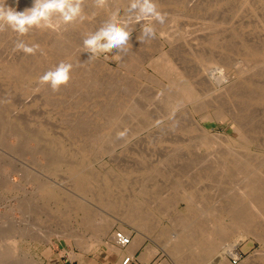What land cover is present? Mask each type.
Wrapping results in <instances>:
<instances>
[{
	"label": "rangeland",
	"instance_id": "1",
	"mask_svg": "<svg viewBox=\"0 0 264 264\" xmlns=\"http://www.w3.org/2000/svg\"><path fill=\"white\" fill-rule=\"evenodd\" d=\"M8 1H9V3H8ZM91 1H92V5H93L94 9L90 8V9L86 10L87 12L84 11V13L87 17V19H85L86 21L84 20V22H82V23L77 22V23L71 24V25H69L70 27L67 26L68 27L67 29L70 28L71 30L70 29L69 30L63 29L64 32L62 30L57 32V31H54L52 29H39L38 31L33 30L31 33H29V34H27L21 38H19L17 36V34L13 33L11 30L6 29V30H4L5 33L0 32V38H2V39H0V49H1L0 55L2 52L1 57L7 56V58L12 59V58H16L17 56H19V57L26 56L27 58L30 59V61H29L30 63L28 65V67H29V69L32 68L31 73L29 74V76L26 79V82L24 84L25 87L23 85V86H21V88H18L17 85L9 82L7 79L4 80V78L2 76H0V104H1L0 106H2V107H0V119H3V120H0V122H1L0 123V154H1L0 155V228L2 226L3 227L6 226L8 229L10 227H13V228H14V226L16 227L15 231L8 230V232H7L8 235H6L4 241L2 240V243L5 244L4 245L5 247H7V245H9L8 249H6L4 247V251L5 250H7V251L9 250L8 252L11 251L12 256L8 259V262L7 261L6 262L0 261L1 262L0 264H23V263L59 264L60 261H57L58 259H61L63 263L66 260L67 264H120V262L122 261V258L123 257H129V255L125 254V256L120 257V255H118V252H116V254H115V251L108 246V242H110L109 240L111 239L110 235L115 231H119V229H121L122 227L125 228L126 230L131 231L132 235H134V236H137L139 234L141 235V233L143 234V235H141L143 237L142 238L143 239L142 245H143V247H145L144 250L146 252L149 251L148 253H150V256H148V257H150V259H149L150 262L148 264H181L178 261L183 259V253L180 252V254H179L176 251L174 252V250L170 244V242L173 239L172 235L175 232H178V231L180 232L182 227L186 224L187 218H189V217L194 218L195 216H198V213H199L198 208L200 206L204 207V206H207V204H208V206L212 205L213 203L216 202V201L214 202L215 196L218 194V196H217V198H218L220 196L219 192L221 193V190L218 189L219 187L217 185L213 184V182H215L217 184V182L213 179V177L216 174L212 171L207 170V168H206V170L204 169L205 171H199L200 170L199 166L197 165L198 167L197 166L192 167L193 165H191V162H192V164L197 163V162H201V160H204L207 157V155L210 153L211 150L215 151L216 149H222V148H224V146L226 144H228V145L232 144L233 146L235 145L234 147H231V145H230V147L233 148V150H235L236 152L239 149L240 152H238L237 154L240 156L241 155L242 156H245V155L251 156L252 154L253 155L255 154L254 157H259V156L264 157V154H263V152H264V141H263L264 140V125H262V124H264V120H262L264 118V115H263V113H264V99H261V97H257V95L259 93L258 91H259L260 85L264 84V52L260 53L259 55H255L254 57H252V56L246 55V49H245V44H249V45L253 46V48L255 47L258 50L264 51V43L262 41V40H264V21H263L264 20V0H249V2H248V0H244L245 2L243 0L242 1L241 0H218V1L217 0H208V1L207 0H195V1L194 0H189V1L188 0H157V5H158L159 10L161 9L160 11L167 13L168 19L170 21L167 20L164 25L156 24L155 25L156 33H157L156 38L153 40H150L144 44H142L137 39V37L141 33V26H142L143 22L137 23L134 26L133 32H132V34L130 36V40H129V43L131 45V49L129 52H134V55H136V57L132 58L133 54L130 55L128 52L126 55H122V58H121L120 54L114 49L111 53H104V54H101L99 56L93 57L92 59H89L91 54L88 52H84L85 49L82 47V41L85 38V36L88 34V31L85 30L84 27H82V26H87V24L90 23L92 25H88V26H91L93 28L92 30L95 31L96 29H98L102 25V23L108 18V15L113 10L122 9V8L126 7L123 5V3H122V5L119 4V3H121V1L117 2L116 0H114V1L113 0H111V1L106 0V5L104 7H98L96 5V0H94V1L90 0V2ZM206 1H207V3H206ZM86 2H87V0H84V3H86ZM195 2H197V3H195ZM192 3H193V5H192ZM230 3H232V4H230ZM236 3H237V5H236ZM198 4H203V5L198 6ZM7 5L15 8L17 11L25 10L23 3L21 1L7 0ZM108 5H109V7H108ZM119 5H120V7H119ZM194 5H196L197 7ZM84 7H86V6H84ZM225 7H227V8L230 7V8L227 9ZM215 8H216V10H215ZM223 8H225V10ZM168 12H170V13H168ZM261 12H263V13H261ZM219 13H220V15H218ZM237 13H239V14L237 15ZM120 14L122 15L123 12L121 11ZM222 16H223V18H222ZM251 17H252V19H250ZM253 18L255 20H253ZM214 19H217V20H214ZM213 23H216V24H213ZM261 24L263 26H261ZM212 26H214L217 29H215ZM48 30L52 34H55V36H58L59 39H63V42L65 43V44H63L64 46L61 45L58 48L61 51H59L58 55L55 57H53V55H55V54L50 55V53L48 52L49 45H46V44L50 43V41H52V39H50V38H52V36H51L52 34L47 33ZM65 30H66V35L64 36ZM7 32H9V33H7ZM60 32L61 33L63 32L62 33L63 37L60 34H58ZM67 32H68V34H67ZM37 33H38V35H37ZM135 33H136V35H135ZM46 34H48V36H46ZM230 34H232V35H230ZM5 36H7V37H5ZM10 36H12V37H10ZM40 36H42L41 42H38L36 39H40ZM187 36L189 39L187 38ZM48 37H50V38H48ZM207 37H209V38H207ZM10 38H11V40H10ZM216 38H217V40H216ZM246 38H248V39H246ZM17 39H23L29 45H38L39 50L37 52H39V53L36 52L35 53L36 56H35V54L34 55H28V54L23 53L22 51L14 50V45H15V42ZM228 41L231 43L228 44L229 43ZM12 42H14V43H12ZM59 42L60 41H58V44H59ZM231 44H232V46H231ZM190 45L192 48L194 47L193 50H192V48H190ZM68 47H70V48H68ZM64 50H65V52H64ZM168 50L170 52H168ZM194 50H195V52H194ZM143 52L145 55L143 54ZM167 52L170 53L169 56H168ZM162 53H163V55H162ZM193 53H199V55H193ZM165 54H167V55H165ZM183 54L185 57L183 56ZM160 55L163 56L165 61H163V58L161 59V57L159 60L157 59V58H159ZM245 58H247V59H245ZM210 59H212V60H210ZM61 60L63 62L71 63L73 65L74 70H72V72H71V79H70L69 83L65 86L66 89L65 88L63 89L64 86L63 87L61 86L59 89L60 91L53 92L51 90V88L48 87V85L41 84L39 78L47 70L53 68L58 63L62 62ZM151 60H153V61H151ZM162 61L165 64L162 65ZM122 62H123V64H121ZM220 62H222V63H220ZM177 63H179V64H177ZM236 63H237V65H236ZM53 64H55V65H53ZM198 64H199V66H198ZM241 64H242V67L240 66ZM35 65H37V66H35ZM128 65H130V67ZM157 65H158V67H157ZM179 65L181 66L180 68H179ZM38 66H39V68H37ZM45 66L47 69H45ZM182 66H183V68L185 67V70L192 77V78L187 79V83L188 82L191 83L193 86V89L197 90V88H199V87L203 90L206 89V90H204L206 95H203L204 100L202 99V101H204V105L202 107L203 110L201 113L203 115H205V116L207 115V116L204 120L201 121V123L203 126L205 125V127H207L210 132H212V133H216V132L217 133H223L228 137L226 140H221L223 142H220L219 145L217 144L218 141H215L214 139H213V143H212V145H210V147H209V145H206V144L201 145L200 140L194 141L197 138H195L194 134H192V133H195V132H191V131L190 132L189 131H187V132L181 131L180 132V130L177 131V129L174 128L169 123L168 119L166 121V118H164L163 121H161L160 123L149 127V129L148 128L144 129L139 134L138 133L131 134L132 132H135L138 129L139 124L137 122L140 121V117L142 116L140 113H138L137 111H135L133 109L135 104L144 105L146 102H148V103H151L150 108L152 111H154V109H155L153 107H156L157 109H159L160 112L161 111L168 112V110L172 109L175 105L176 106L180 105V106H178V110H177V111H179L180 109H183L182 107L185 106L186 108L184 110L187 109L186 111L189 110V111H191V113H194L197 117H199L198 113L193 112V109H192L193 107H192V104H190V102H183L181 104L179 101L177 102L176 97L174 98L172 96V94L168 93L169 91L167 88V84L170 81L169 80L170 77H172L173 74L176 73V72L172 71L171 68L174 69V67H176L177 69H174V70L180 71V69L182 70ZM216 66L227 69L228 73L231 74L232 76H234V79L236 80V83H237V89L235 90V92L231 91V93H229V94L222 93V95H221V94H217V91L215 90L216 92L213 91L215 93H211L213 95V97L211 94L207 93L213 85V83H211L210 80H207V78H211V76H212L211 74L214 73V71L218 68ZM244 66L247 67V71H245V72H244ZM42 67H44L45 70ZM159 67L161 69H158V71H157V68H159ZM168 67H170V71H169V69H166ZM211 67H212V70L214 68H215V70L211 71V69H210ZM199 68H201V69H199ZM115 69H116V71H115ZM160 70H161V72L164 71V73H161ZM240 70H242L243 72ZM209 71H211V72H209ZM157 72H158V74H157ZM172 72H174V73L172 74ZM166 73H168V74H166ZM78 74H80V75H78ZM151 74H154V75H151ZM167 75H169V76H167ZM201 76H204V78ZM166 77L168 80L166 79ZM246 77H250L251 79H253V81H255L256 83H259L258 87L256 84H255V86L252 87L251 85L246 83V80H245ZM194 78H197L200 81V85L198 83H196V81H195L196 79H194ZM83 79H84V81H83ZM202 79H203V81H202ZM96 80H97V82H96ZM193 80L195 81L196 84H194ZM74 83H76V84H74ZM118 84H119V86H118ZM31 85H33V86L36 85V86L33 87ZM7 86H8V88H7ZM194 87H196V88H194ZM239 87H240V89H239ZM45 88L48 89V90H46L47 92L45 91ZM165 88H167V89H165ZM62 89L64 92L62 91ZM243 89H246V90H243ZM42 90H44V92ZM107 90H109V91H107ZM165 90H167V92ZM237 90H239V91H237ZM69 92L72 95H70ZM164 93H166L167 95H164ZM240 93H243V94H240ZM68 94L70 95L71 98L69 97ZM149 94H151V95H149ZM49 96H52L53 99ZM136 96H137V98H136ZM165 96H167V97H165ZM231 96H233V97H231ZM169 97H170V99H169ZM171 97H173V98H171ZM214 97L215 98L217 97L216 98L217 101H215V103L210 101ZM22 98H27V100L26 99L23 100ZM16 99H17V102H16ZM63 99H65V100H63ZM172 99H173V101H172ZM134 100H136V102ZM230 101H231V103H230ZM103 102L106 104L104 105ZM233 102H234V104L235 103H237V104L234 105ZM209 103L211 105H209ZM212 103L214 105H212ZM61 104H63V105H61ZM71 105H72V108H71ZM74 105H76V106H74ZM146 106H148V105L146 104ZM225 106L227 109L225 108ZM236 107L237 108L240 107V109L238 108V110H237ZM7 108H9V109H7ZM229 108H231V110L233 111L234 114H236L238 112L240 116L246 118L245 120H246L248 125H252V124L258 125L259 122L262 123V124H259V126H261V128H263V131L261 133L255 134L253 142L248 143L247 141H245L246 139H243V137H240V136H238V134H236L234 127H233L234 122L229 115V112H232V111H230ZM12 109L14 110L15 113L13 112ZM32 109H34V111H32ZM50 109H51V111H50ZM79 109H81L83 112ZM106 109H108V110L106 111ZM233 109H235V111ZM84 111H85V113H84ZM90 111L93 113H91ZM95 111H97V112L95 113ZM122 111H123V113H122ZM133 112L135 113L136 117L134 116ZM219 112H222V114L220 115ZM70 113H72V114H70ZM114 113L117 117L114 115ZM125 113L127 114L126 118H125V116H126ZM128 113H130L131 115ZM214 113H216V114H214ZM3 114H4V116H3ZM62 114H64V115H62ZM102 114H103V116H102ZM139 114H140V116H139ZM250 114H252L251 116H253L252 119L249 116ZM45 115H46V117H45ZM80 115H83V117ZM122 115H125V116L123 117ZM27 116H29V117H27ZM137 116H138V118H137ZM2 117H4V118H2ZM112 117H114V118L111 119ZM16 118L18 120H16ZM23 118H24V120H23ZM62 118H64L66 121L64 119L62 120ZM141 118H143V116ZM54 119H56V120H54ZM72 119H73V121H72ZM82 119H83V121H82ZM138 119H139V121H138ZM221 119H223V120H221ZM22 120H23V122H25L27 120L28 121L23 123ZM42 120H44L43 121L44 124H43ZM92 120H94V121H92ZM108 120H109L110 124H109ZM129 120H130V122H129ZM12 121L16 122L18 125H16V123H13ZM53 121H54V123H52ZM68 121L71 123L73 122L72 123L73 125L71 123L69 124ZM19 122H20V124H19ZM95 122H97V123H95ZM57 123H59V125H61V126H59ZM250 123H252V124H250ZM27 124L29 127L27 126ZM80 124H82V126ZM23 125H26L29 128V130H28V128L27 129L25 128V131H24V128L22 129ZM54 125H55V127H53ZM70 125H71V127H70ZM117 125L119 127H117ZM63 126H65V127H63ZM86 126H87V128H86ZM130 126H132V127H130ZM133 126H135L136 128L131 129V128H133ZM78 127H81V128H78ZM121 127H122V129L119 132L118 130ZM30 128H33V129H30ZM51 128H54V129H51ZM36 129L40 130V132L37 130L40 134V135H38L39 137H41L42 135L44 136V137L43 136L41 137L42 139H39V137L36 138V137L32 136L33 132H35ZM151 129H157L159 131L162 130L163 133L162 134L157 133V135L155 134L154 136L153 135L148 136L149 131ZM6 130H8V131H6ZM52 130H55L56 133H55V131L52 132ZM19 131H21V133ZM24 132H26L27 134H24ZM29 132H31L32 134ZM43 132H44V134H43ZM77 132H78V134H77ZM87 132H89V133H87ZM102 132H103V134L101 135ZM110 132L112 133L111 135H110ZM52 133L55 134V136ZM62 134H63V136H62ZM64 134H66L65 135L66 137L64 136ZM114 134H115V137H114ZM18 135H20V136L23 135V137L21 136V138H19L20 136H18ZM118 135L120 136V138L119 137L117 138ZM135 135H137L138 137ZM145 135H146V137H145ZM171 135H172V137H171ZM90 136H92V137H90ZM100 136H102V137H100ZM106 136L109 137L108 141H107ZM122 136H123V138H122ZM141 136L143 137L142 139L140 138ZM27 137L28 138L30 137L29 140H27ZM47 137H49V139ZM52 137H54V139ZM58 137H60L62 140H65L63 142L65 144V147L67 149H69L68 150L69 152L72 150L71 152H73V153H71L69 155V157L74 158L75 156H80L82 153L78 152L77 150H81V148H83V147H85L89 156H91V155L93 156V154L95 153L93 156L92 162L95 160H97V161L91 163V165L88 167V169L93 172L94 176H96L100 179L103 177H106V175L112 179L111 183L113 186L110 190L111 198L118 199V196L123 193L127 197L130 198V201H133L134 204H137V205H135L137 208V214L141 213L142 216L146 215V217H147L146 222H145L146 224L143 225L142 228L138 227L137 225H133V224L129 223V221L125 219L124 215H122V214H124L123 213L124 208H122V207L121 208H111V207L109 208L108 206H106V204L100 203L97 200L95 201L92 198V196H88L89 197L88 199L90 201V203H88V204L91 205L92 214H94V215H92V219H91V217L88 218L90 223H91V221H95L98 219L99 220L108 219V221H110V223L114 222V220L115 221L118 220V222L111 225L108 234H106V235H104L103 233L102 234H93V227H91L90 224L85 225V223H84V220L86 222V221H88V219H85V217L83 216L82 213H80L79 210H75L72 207V205H70L69 203L64 201L65 197H62V195H61V191L63 190V192L69 198L70 196H72L75 193V190H76L73 187H71V185L69 183H67L69 181L67 179L68 173H66L65 171H60L56 175H52L50 173H45V175H43V176L47 177V179L52 183V185H54L56 187L57 190H59V191H57V195L55 197L48 199L49 200L48 201L47 199L44 200V198L39 199V196L37 197L33 193L35 187L31 182L25 180V178H24L25 171H26V169H32L33 172L41 175V172H39L41 169H40L38 163H40L41 161L44 163V159H43L44 157L43 156H45V155L43 153V150L46 149L47 147L52 148V146L56 145L53 141H55L56 138H58ZM187 137H188V139H187ZM176 138H178V139H176ZM239 138L242 139L243 142L244 141L245 142L244 143L241 142V140ZM83 139H85V140H83ZM260 139L262 142L260 141ZM48 140H50V141L48 142ZM74 140H76V141H74ZM182 140L185 142V145H183L184 142L181 143ZM234 140H236L237 142H235ZM102 141L103 142L105 141V142L103 143ZM177 141L180 143H178ZM117 142H119V143H117ZM239 142H241V143H239ZM89 143H91V144H89ZM107 143L111 144L112 147L110 145H108ZM258 143H260V144H258ZM243 144L245 146H243ZM37 145L38 146L41 145L40 147L43 149L40 148V150H39L38 149L39 147L37 148ZM43 145H45L47 147H45V146L43 147ZM79 146H81V147H79ZM134 146H136V147L133 149ZM162 146H163V148L161 149ZM178 146H180V147H178ZM100 147H102V148H100ZM214 147H215V149H214ZM235 147H237V148H235ZM248 147H251V148H248ZM255 147H256V149H255ZM211 148H213V149H211ZM243 148H245V149H243ZM99 149H101V150H99ZM113 149L115 152L113 151ZM246 149L249 153L246 152ZM75 150H76V152H74ZM92 150H93V152H92ZM193 150H195V151H193ZM252 150H255V151H252ZM147 151H149V152H147ZM157 151H159L163 154L158 153ZM189 151H192V152L189 153ZM207 151H208V153H207ZM257 151H259V152H257ZM169 152H171V153L169 154ZM203 152H205V154ZM75 153H78V155ZM112 153L114 155H112ZM117 153L119 154V156ZM180 153L182 156L180 155ZM244 153H245V155H244ZM116 154H117V157H116ZM165 154H167L166 157H165ZM122 155H123V157H122ZM203 155H204V157H203ZM253 155L251 157H253ZM170 156H172V157H170ZM167 157L174 158V163L169 164ZM201 157H203V158H201ZM122 158H123V160H122ZM118 159H119V161H118ZM164 160H166V161H164ZM142 161L151 163V169L157 168L159 170H157V171H145V170H143L142 166H140V164L142 165ZM188 161H191V162L189 163ZM187 162H188V164H187ZM183 163L185 165L186 164L188 165V166H184L185 169H188V170H186L187 172L181 170L183 167ZM161 165L166 166L167 170H169V171L167 172L166 168L162 167ZM204 165L206 166L207 164H204ZM180 166H181V168H180ZM37 170H39V171H37ZM188 171H189V173H188ZM180 172L182 173L183 176H181ZM199 172H200V174H199ZM61 173H62V175H61ZM150 173H151V175H150ZM171 175H174L175 177L172 176L170 178L169 176H171ZM48 176H50L51 178ZM197 176H199V177H197ZM53 177H54V179H52ZM168 177H169V179H167ZM125 179H127V182L125 183V185L123 183H120V181L122 182ZM190 179H191V181H190ZM202 180H204L205 182ZM59 181H61V182L67 181L66 182L67 184L63 183V184H65L64 186L60 185ZM133 181L135 183H133ZM117 182L119 183V185ZM198 182H200V184ZM170 183H172V184H170ZM185 183H187V184L185 185ZM133 184H135V185L133 186ZM200 185H202L201 188H200ZM166 188H167V190H166ZM187 188H189V189H187ZM210 188L212 191H210ZM212 188H214V189H212ZM145 189H147V190L145 191ZM208 191H210V192H208ZM213 191H214V193H213ZM76 193H80V192H78L76 190ZM204 193H205V196H207V197L204 196ZM206 193H207V195H206ZM189 194H191L192 198L196 201L195 203L191 204V205H193L191 207H188V201H187L188 200L187 196H189ZM28 196L33 198L34 202L33 201L32 202L34 204L33 203L32 204L34 206H36V207H34L35 210H31L30 213H29V211L26 212L21 207L22 200H25L26 198L28 199L29 198ZM155 196L158 198H156ZM78 197H80V196H78ZM75 198L79 199L77 197H75ZM203 199H205V200H203ZM212 201H213V203H212ZM196 204H198V205H196ZM39 207H41V208H39ZM36 209H38V210L40 209V210L39 211L37 210V213H36ZM61 210H63V211H61ZM63 212H64V214H63ZM172 215H173V217H172ZM93 218H96V219H93ZM203 218L205 219V217H203ZM200 219H201V217H200ZM172 223L174 225H172ZM177 224L179 225V228H180L179 230H178ZM174 226H176V227L174 228ZM25 228H27V230ZM28 228H30V229H28ZM67 228H68V230H67ZM167 228H169V229H167ZM253 228H254L253 231L255 230L253 233L254 235L252 233H248L247 231L241 230L242 233H240V231H235V233H233L231 235H226L223 237H220V236L219 237H217V236L211 237V240H212L210 243V245L212 246L211 251L207 254L205 253V256H203V258H202L203 262H201L200 264H209L211 262H212L211 264H220L219 255H221V252L226 255V259H225L226 263L224 262L225 264H230L231 258L235 257V256H240V258H241L238 264H250V263L251 264H258V262H259V264H264V255L263 256L261 255L262 252L264 253V240H263L264 239V228L260 229L257 226H254ZM261 231L263 233H259ZM257 232H258V235H257ZM255 233L258 237L255 236ZM67 235L69 237H66ZM95 235L99 237L100 240H98V241H101V242H97L96 240H94V239H96ZM102 235H104V236H102ZM262 235H263V239H261ZM259 236H261V237L259 238ZM6 238L8 240L7 243L5 242ZM239 238L241 241H239ZM91 241H93V242H91ZM165 241H167V242H165ZM234 241H237V246H236L235 252H234L235 255H234V253H232L234 251L233 250L234 248H229V244L234 242ZM90 243H91V245L89 247ZM11 244H12V247H15V248H11L10 247ZM85 244H87V245H85ZM151 249H154V250H151ZM227 249L232 251V252H230V251L228 252ZM151 251H153L154 254ZM217 253L218 254L220 253V254L217 255ZM215 255L217 258L215 257ZM119 257H120V259H119ZM204 257H205V259H204ZM20 259H21V261H19ZM253 259L256 261H254ZM26 260H27V262H26ZM208 260H209V263H207ZM217 260L219 261L218 263H216ZM70 261H72L73 263H71ZM255 262H257V263H255ZM132 264H135V262H133Z\"/></svg>",
	"mask_w": 264,
	"mask_h": 264
},
{
	"label": "bare ground",
	"instance_id": "2",
	"mask_svg": "<svg viewBox=\"0 0 264 264\" xmlns=\"http://www.w3.org/2000/svg\"><path fill=\"white\" fill-rule=\"evenodd\" d=\"M17 1H21L23 3V6L24 8H30L32 7L33 5V0H17ZM94 1V0H93ZM111 1V0H110ZM114 1V0H113ZM117 2L121 1V3H119L120 5H123L126 6V3H127V0H116ZM189 1V0H188ZM195 1V0H194ZM208 1V0H207ZM206 1V3H207ZM218 1V0H217ZM242 1V0H241ZM244 1V0H243ZM201 2V1H200ZM231 2V1H230ZM245 2V1H244ZM249 2V0H248ZM9 3V1H8ZM159 3V2H158ZM166 3V2H165ZM187 3V2H186ZM197 3V2H195ZM214 3V2H213ZM20 4V3H19ZM232 4V3H230ZM95 5V4H94ZM119 5V7H120ZM193 5V3H192ZM199 5H203V4H198ZM235 5V4H234ZM237 5V3H236ZM235 5V6H236ZM84 11L87 12L86 10L90 9V8H93V5H92V1L90 2V0H87L86 3H84ZM123 6V7H124ZM196 6V5H194ZM223 6V5H222ZM229 6V5H228ZM109 7V5H108ZM160 7V6H159ZM197 7V6H196ZM260 7V6H259ZM165 8V7H164ZM168 8V7H167ZM227 8V7H225ZM225 8H223L225 10ZM230 8V7H228ZM227 8V9H228ZM238 8V7H237ZM243 8V7H242ZM263 8V7H262ZM94 9V8H93ZM96 9V8H95ZM202 9V8H201ZM236 9V8H235ZM161 10V9H160ZM216 10V8H215ZM177 11V10H176ZM186 11V10H185ZM212 11V10H211ZM210 11V12H211ZM229 11V10H228ZM105 12V11H104ZM175 12V11H174ZM222 12V11H221ZM249 12V11H248ZM258 12V11H257ZM260 12V11H259ZM89 13V12H88ZM170 13V12H168ZM196 13V12H195ZM203 13V12H202ZM208 13V12H207ZM263 13V12H261ZM190 14V13H189ZM212 14V13H211ZM229 14V13H228ZM235 14V13H234ZM239 13H237L238 15ZM257 14V13H256ZM260 14V13H259ZM195 15V14H194ZM199 15V14H198ZM203 15V14H202ZM220 15V13L218 14ZM241 15V14H240ZM262 15V14H261ZM173 16V15H172ZM201 16V15H200ZM211 16V15H210ZM214 16V15H213ZM229 16V15H228ZM198 17V16H197ZM203 17V16H202ZM231 17V16H230ZM245 17V16H244ZM263 17V16H262ZM223 18V16H222ZM229 18V17H228ZM249 18V17H248ZM247 18V19H248ZM200 19V18H199ZM204 19V18H203ZM220 19V18H219ZM226 19V18H225ZM230 19V18H229ZM252 19V17L250 18ZM97 20V19H96ZM169 20V19H168ZM197 20V19H196ZM214 20H217V19H214ZM253 20H255L253 18ZM86 21V20H85ZM89 21V20H88ZM170 21V20H169ZM172 21V20H171ZM177 21V20H176ZM243 21V20H242ZM264 21V20H263ZM84 22V21H83ZM90 22V21H89ZM95 22V21H94ZM102 22V21H101ZM181 22V21H180ZM241 22V21H240ZM88 23V22H87ZM198 23V22H197ZM245 23V22H244ZM84 24V23H83ZM213 24H216V23H213ZM88 25H92V24H87V26H82L84 27L85 30L88 31V33L90 32H93L94 30H92L93 28L91 26H88ZM195 25V24H194ZM209 25V24H208ZM261 26H263L261 24ZM70 27V26H69ZM76 27V26H75ZM214 27V26H212ZM68 28V27H67ZM66 30H69L67 29ZM95 28V27H94ZM215 28V27H214ZM217 29V28H215ZM66 30H65V34L64 36L66 35ZM71 30V29H70ZM140 30V29H139ZM186 30V29H185ZM219 30V29H218ZM38 31V30H37ZM43 31V30H42ZM52 31V30H51ZM64 32V30H62ZM168 31V30H167ZM214 31V30H213ZM258 31V30H257ZM5 33V31H3ZM10 32V31H9ZM7 32V33H9ZM32 32V31H31ZM30 32V33H31ZM44 32V31H43ZM62 32V33H63ZM240 32V31H239ZM14 33V32H13ZM35 33V32H34ZM45 33V32H44ZM49 34H52L51 32H48ZM55 33V32H54ZM61 32L58 33L60 34L61 36L63 35ZM78 33V32H77ZM254 33V32H253ZM16 34V33H15ZM14 34V35H15ZM41 34V33H40ZM68 34V32H67ZM179 34V33H178ZM228 34V33H227ZM243 34V33H242ZM8 35V34H7ZM13 35V36H14ZM38 35V33H37ZM59 35V36H60ZM75 35V34H74ZM80 35V34H79ZM136 35V33H135ZM184 35V34H183ZM232 35V34H230ZM229 35V36H230ZM234 35V34H233ZM46 36H48V34H46ZM52 38V41H50V43L46 44V45H49V49H48V52L50 53V55H53V57L57 56L58 55V52L61 51L59 50L58 48L65 44L63 42V39H59L58 36H55V34H52L51 35ZM69 36V35H68ZM67 36V37H68ZM82 36V35H81ZM256 36V35H255ZM7 37V36H5ZM12 37V36H10ZM39 37V36H38ZM63 37V36H62ZM80 37V36H79ZM136 37V36H135ZM226 37V36H225ZM261 37V36H260ZM16 38V37H15ZM21 38V37H19ZM37 38V37H36ZM35 38V39H36ZM41 38L42 36H40V39H36L38 42H41ZM61 38V37H60ZM134 38V37H133ZM188 38V36H187ZM199 38V37H198ZM206 38V37H205ZM209 38V37H207ZM243 38V37H242ZM2 39V38H0ZM13 39V38H12ZM34 39V40H35ZM189 39V38H188ZM248 39V38H246ZM9 40V39H8ZM11 40V38H10ZM135 40V39H134ZM217 40V38H216ZM58 41L59 44H58ZM66 41V40H65ZM82 41V40H81ZM181 41V40H180ZM261 41V40H260ZM263 43H264V40H262ZM7 42V41H6ZM5 42V43H6ZM11 42V41H10ZM26 42V41H25ZM225 42V41H224ZM229 42V41H228ZM14 43V42H12ZM47 43V42H46ZM79 43V42H78ZM151 43V42H150ZM231 42H229L228 44H230ZM6 45V44H5ZM10 45V44H9ZM134 45V44H133ZM257 45V44H256ZM262 45V44H261ZM64 46V45H63ZM232 46V44H231ZM9 47V46H8ZM227 47V46H226ZM260 47V46H259ZM6 48V47H5ZM62 48V47H61ZM70 48V47H68ZM190 48L191 45H190ZM194 48V47H193ZM192 48V50H193ZM199 48V47H198ZM231 48V47H230ZM64 49V48H63ZM138 49V48H137ZM189 49V48H188ZM245 49H246V55H249V56H252L254 57L255 55H259L260 53L264 52V51H261V50H258L257 48H253V46L249 45V44H245ZM1 50V49H0ZM5 50V49H4ZM47 50V49H46ZM133 50V49H132ZM186 50V49H185ZM164 51V50H163ZM180 51V50H179ZM210 51V50H209ZM242 51V50H241ZM65 52V50H64ZM80 52V51H79ZM166 52V51H165ZM164 52V53H165ZM168 52H170L168 50ZM167 52V53H168ZM172 52V51H171ZM195 52V50H194ZM39 53V52H37ZM67 53V52H66ZM65 53V54H66ZM70 53V52H69ZM202 53V52H201ZM219 53V52H218ZM217 53V54H218ZM224 53V52H223ZM7 54V53H6ZM129 54H133L132 55V58L136 57V55H134V52H129ZM144 54V52H143ZM216 54V53H215ZM1 55H2V52H1ZM0 55V76H2L5 79H7L9 82L11 83H14L15 85H17L18 88H21V86H23L26 82V79L28 78L29 74L31 73V69H29L28 65H29V61L30 59L27 58L26 56L24 57H19L17 56L16 58H12V59H9L6 57H1ZM18 55V54H17ZM145 55V54H144ZM163 55V53H162ZM167 55V54H165ZM170 55V53H168V56ZM193 55H199V53H193ZM222 55V54H221ZM28 56V55H27ZM36 56V54H35ZM184 56V54H183ZM182 56V57H183ZM223 56V55H222ZM47 57V56H46ZM163 58V56H159V58H157L158 60ZM165 57V56H164ZM174 57V56H173ZM185 57V56H184ZM202 57V56H201ZM218 57V56H217ZM227 57V56H226ZM236 57V56H235ZM37 58V57H36ZM39 58V57H38ZM67 58V57H66ZM122 58V57H121ZM139 58V57H138ZM154 58V57H153ZM208 58V57H207ZM224 58V57H223ZM232 58V57H231ZM46 59V58H45ZM175 59V58H174ZM244 59V58H243ZM247 59V58H245ZM262 59V58H261ZM34 60V59H33ZM63 60V59H62ZM61 60V61H62ZM157 60V61H158ZM176 60V59H175ZM186 60V59H185ZM212 60V59H210ZM220 60V59H219ZM97 61V60H96ZM153 61V60H151ZM161 61V60H160ZM159 61V62H160ZM163 61L164 58H163ZM162 61V65L165 64L163 63ZM232 61V60H231ZM236 61V60H235ZM181 62V61H180ZM187 62V61H186ZM207 62V61H206ZM239 62V61H238ZM42 63V62H41ZM132 63V62H131ZM135 63V62H134ZM222 63V62H220ZM257 63V62H256ZM255 63V64H256ZM36 64V63H35ZM47 64V63H46ZM51 64V63H50ZM123 64V62L121 63ZM133 64V63H132ZM179 64V63H177ZM44 65V64H43ZM55 65V64H53ZM90 65V64H89ZM127 65V64H126ZM161 65V66H162ZM237 65V63H236ZM235 65V66H236ZM247 65V64H246ZM260 65V64H259ZM37 66V65H35ZM41 66V65H40ZM47 66V65H46ZM45 66V69H47ZM84 66V65H83ZM93 66V65H92ZM130 67V65H128ZM188 66V65H187ZM199 66V64H198ZM215 66V65H214ZM213 66V67H214ZM242 67V64L240 65ZM263 66V65H262ZM50 67V66H49ZM53 67V66H52ZM158 67V65H157ZM165 67V66H164ZM181 66L179 65V68ZM218 67V66H216ZM260 67V66H259ZM39 68V66L37 67ZM44 69V67H42ZM89 68V67H88ZM92 68V67H91ZM94 68V67H93ZM121 68V67H120ZM156 68V67H155ZM253 68V67H252ZM258 68V67H257ZM44 69V70H45ZM128 69V68H127ZM158 69H161L160 67L157 68V71ZM166 69H169L170 71V67L166 68ZM174 69H177L176 67H174ZM171 68L172 71L176 72L175 74H173L174 72H172L173 76L170 77V81L168 82L167 84V88H168V93L172 94V96L176 99H177V102L179 101L181 104L183 102H190V104H192V109H193V112H196L199 114V117H197L194 113H191V111H186L184 110L186 107H182L183 109H180L179 111L178 110V106L180 105H175L172 109L168 110V112H165V111H159V109H157L156 107H153L155 108L154 111L151 110V103H148L146 102L144 105H139V104H135V106L133 107V109L135 111H137L138 113H140L143 118L140 117V121L138 119L139 122H137L139 124V127L138 129L135 131V132H132L131 134L133 133H140L141 131H143L144 129H149V127L155 125V124H158L160 123L161 121H163L164 118H166V121L167 119L169 120V123L178 130H180V132L184 131V132H187V131H191V132H195V133H192L194 134L195 139L194 141L196 140H200V144L201 145H212L213 143V139L215 141H218V145L220 142H223L221 140H226L228 137L223 134V133H212L208 130L207 127H205V125L203 126L201 121L204 120L206 118L205 115H203L201 112L203 110V105H204V101H202V99L204 98L203 95H206V93L204 92V90L206 89H201L200 87L196 89H193V86L191 83H187V79L189 78H192L189 73L185 70V67L183 68L182 66V70L180 69V71L178 70H174ZM188 69V68H187ZM196 69V68H195ZM201 69V68H199ZM211 71L215 70V68L212 70V67L210 68ZM241 69V68H240ZM74 70V69H72ZM96 70V69H95ZM118 70V69H117ZM156 70V69H155ZM164 70V69H163ZM189 70V69H188ZM209 70V69H208ZM230 70V69H229ZM48 71V70H47ZM97 71V70H96ZM116 71V69H115ZM134 71V70H133ZM168 71V70H167ZM168 71V72H169ZM192 71V70H191ZM200 71V70H199ZM209 71V72H211ZM242 71V70H240ZM247 71V67L244 66V72ZM253 71V70H252ZM123 72V71H122ZM161 72V70H160ZM243 72V71H242ZM256 72V71H255ZM152 73V72H151ZM161 73H164V71H162ZM160 73V74H161ZM197 73V72H196ZM251 73V72H250ZM259 73V72H258ZM113 74V73H112ZM122 74V73H121ZM158 74V72H157ZM168 74V73H166ZM170 74V73H169ZM211 74V73H210ZM80 75V74H78ZM107 75V74H106ZM123 75V74H122ZM150 75V74H149ZM151 75H154V74H151ZM206 75V74H205ZM211 78H207V80H210L211 83H213L212 87L209 89V91L207 92L208 94H211V93H215L217 91V94H221L222 93H226V94H229L231 93V91H234L237 89V83H236V80L234 79V76H232L231 74L228 73V70L227 69H224L222 67H218L214 73L211 74ZM112 76V75H111ZM169 76V75H167ZM171 76V75H170ZM100 77V76H99ZM150 77V76H149ZM204 78V76H201ZM77 78V77H76ZM253 78V77H252ZM81 79V78H80ZM167 79V77H166ZM196 79V83H198L200 85V81L197 79V78H194ZM168 80V79H167ZM246 80V83H248L249 85H251L252 87L255 86V84L259 85V83H256L255 81H253V79H251L250 77H246L245 78ZM3 81V80H2ZM84 81V79H83ZM101 81V80H100ZM111 81V80H110ZM194 81V80H193ZM194 81V84H196ZM203 81V79H202ZM240 81V80H239ZM263 81V80H262ZM97 82V80H96ZM113 82V81H112ZM116 82V81H115ZM191 82V81H190ZM241 82V81H240ZM260 82V81H259ZM4 83V82H3ZM109 83V82H108ZM206 83V82H205ZM239 83V82H238ZM76 84V83H74ZM85 84V83H84ZM91 84V83H90ZM110 84V83H109ZM204 84V83H203ZM207 84V83H206ZM8 85V84H7ZM101 85V84H100ZM114 85V84H113ZM122 85V84H121ZM133 85V84H132ZM10 86V85H9ZM33 86V85H31ZM30 86V87H31ZM36 86V85H34ZM33 86V87H34ZM86 86V85H85ZM119 86V84H118ZM123 86V85H122ZM25 87V85H24ZM49 87V86H48ZM63 87V86H62ZM75 87V86H74ZM104 87V86H103ZM121 87V86H120ZM251 87V88H252ZM2 88V87H1ZM8 88V86H7ZM47 88V87H46ZM45 88V91L48 90ZM65 88V86L63 87V89ZM165 88V89H167ZM196 88V87H194ZM246 88V87H245ZM50 89V88H49ZM62 89V91H63ZM66 89V88H65ZM70 89V88H69ZM76 89V88H75ZM79 89V88H78ZM98 89V88H97ZM116 89V88H115ZM136 89V88H135ZM240 89V87H239ZM242 89V88H241ZM71 90V89H70ZM77 90V89H76ZM148 90V89H147ZM216 90V91H215ZM243 90H246V89H243ZM14 91V90H13ZM44 92V90H42ZM50 91V90H49ZM60 91V90H59ZM109 91V90H107ZM119 91V90H118ZM136 91V90H135ZM167 92V90H165ZM215 91V92H213ZM239 91V90H237ZM47 92V91H46ZM58 92V91H57ZM64 92V91H63ZM244 92V91H243ZM258 95L257 97H261V99H264V84L260 85L259 87V91H258ZM2 93V92H1ZM68 93V92H67ZM66 93V94H67ZM19 94V93H18ZM70 95H72L70 92H69ZM68 94V95H69ZM130 94V93H129ZM148 94V93H147ZM240 94H243V93H240ZM67 95V96H68ZM69 95V97H70ZM115 95V94H114ZM144 95V94H143ZM151 95V94H149ZM164 95H167L166 93H164ZM169 95V94H168ZM212 95V94H211ZM4 96V95H3ZM14 96V95H13ZM5 97V96H4ZM22 97V96H21ZM52 98V96H49ZM167 97V96H165ZM171 97V98H173ZM213 97V95H212ZM233 97V96H231ZM242 97V96H241ZM251 97V96H250ZM2 98V97H1ZM14 98V97H13ZM33 98V97H32ZM50 98V99H51ZM71 98V97H70ZM137 98V96H136ZM140 98V97H139ZM145 98V97H144ZM161 98V97H160ZM217 98V97H216ZM216 98L214 97L212 100L213 103H215ZM219 98V97H218ZM23 100L27 98H22ZM53 99V98H52ZM62 99V98H61ZM69 99V98H68ZM143 99V98H142ZM170 99V97H169ZM220 99V98H219ZM5 100V99H4ZM32 100V99H31ZM65 100V99H63ZM98 100V99H97ZM154 100V99H153ZM204 100V99H203ZM21 101V100H20ZM29 101V100H28ZM62 101V100H61ZM96 101V100H95ZM136 102V100H134ZM140 101V100H139ZM173 101V99H172ZM206 101V100H205ZM208 101V100H207ZM221 101V100H220ZM237 101V100H236ZM16 102H17V99H16ZM54 102V101H53ZM224 102V101H223ZM19 103V102H18ZM49 103V102H48ZM55 103V102H54ZM59 103V102H58ZM66 103V102H65ZM82 103V102H81ZM95 103V102H94ZM212 103V105H214ZM221 103V102H220ZM231 103V101H230ZM13 104V103H12ZM64 104V103H63ZM61 104V105H63ZM102 104V103H101ZM103 104L105 105L106 103L103 102ZM102 104V105H103ZM112 104V103H111ZM141 104V103H140ZM146 104L148 106H146ZM185 104V103H184ZM183 104V105H184ZM188 104V103H187ZM234 104V102H233ZM237 104V103H235ZM234 104V105H235ZM248 104V103H247ZM1 105V104H0ZM17 105V104H16ZM21 105V104H20ZM38 105V104H37ZM73 105V104H72ZM72 105H71V108H72ZM103 105V106H104ZM209 105H211L209 103ZM221 105V104H220ZM258 105V104H257ZM6 106V105H5ZM67 106V105H66ZM76 106V105H74ZM229 106V105H228ZM238 106V105H237ZM244 106V105H243ZM2 107V106H0ZM19 107V106H18ZM38 107V106H37ZM231 107V106H230ZM246 107V106H245ZM250 107V106H249ZM6 108V107H5ZM4 108V109H5ZM103 108V107H102ZM226 108V106H225ZM237 108V107H236ZM240 109V107H238ZM237 108V110H238ZM253 108V107H252ZM260 108V107H259ZM9 109V108H7ZM14 109V108H13ZM12 109V110H13ZM41 109V108H40ZM227 109V108H226ZM230 111L231 108H229ZM228 109V110H229ZM11 110V111H12ZM26 110V109H25ZM31 110V109H30ZM54 110V109H53ZM81 110V109H79ZM88 110V109H87ZM86 110V111H87ZM93 110V109H92ZM108 109H106L107 111ZM111 110V109H110ZM235 111V109H233ZM32 111H34V109H32ZM31 111V112H32ZM36 111V110H35ZM51 111V109H50ZM82 111V110H81ZM134 111V112H135ZM227 111V110H226ZM252 111V110H251ZM14 112V110H13ZM68 112V111H67ZM83 112V111H82ZM91 112V111H90ZM97 111H95L96 113ZM111 112V111H110ZM133 112L134 116L136 117L135 113ZM136 112V113H137ZM15 113V112H14ZM33 113V112H32ZM38 113V112H37ZM74 113V112H73ZM85 113V111H84ZM93 113V112H91ZM120 113V112H119ZM123 113V111H122ZM228 113V112H227ZM20 114V113H19ZM26 114V113H25ZM46 114V113H45ZM54 114V113H53ZM72 114V113H70ZM130 114V113H128ZM132 114V115H133ZM139 114V116H140ZM216 114V113H214ZM219 114L221 115L222 112H219ZM259 114V113H258ZM23 115V114H22ZM34 115V114H33ZM64 115V114H62ZM67 115V114H66ZM115 115V113H114ZM126 115V116H125ZM125 115H122L123 117L125 116V118L127 117V114L125 113ZM131 115V114H130ZM211 115V114H210ZM228 115V114H227ZM229 115L230 117L232 118L234 124H233V127H234V130L236 132V134H238V136L240 137H243V139H246L245 141H247L248 143L250 142H253L254 140V136L255 134L257 133H261L263 131V128H261V126H259V124H262L259 122V124H252V125H248L247 122H246V118L242 117L239 115V113L237 112L236 114L232 112H229ZM252 114H250L249 116L251 117V119L253 118V116H251ZM264 115V113H263ZM4 116V114H3ZM8 116V115H7ZM24 116V115H23ZM71 116V115H70ZM83 117V115H80ZM103 116V114H102ZM116 116V115H115ZM114 116V117H115ZM121 116V115H120ZM129 116V115H128ZM212 116V115H211ZM224 116V115H223ZM255 116V115H254ZM11 117V116H10ZM16 117V116H15ZM29 117V116H27ZM46 117V115H45ZM57 117V116H56ZM87 117V116H86ZM114 117H112L111 119H113ZM117 117V116H116ZM213 117V116H212ZM225 117V116H224ZM4 118V117H2ZM21 118V117H20ZM31 118V117H30ZM48 118V117H47ZM77 118V117H76ZM81 118V117H80ZM138 118V116H137ZM223 118V117H222ZM262 118V117H261ZM45 119V118H44ZM64 118H62L63 120ZM70 119V118H69ZM86 119V118H85ZM131 119V118H130ZM136 119V118H135ZM218 119V118H217ZM249 119V118H248ZM247 119V120H248ZM0 120H3V119H0ZM14 120V119H13ZM16 120H18L16 118ZM24 120V118H23ZM22 120V122H23ZM26 120V119H25ZM41 120V119H40ZM56 120V119H54ZM61 120V119H60ZM65 120V119H64ZM107 120V119H106ZM132 120V119H131ZM210 120V119H209ZM223 120V119H221ZM264 120V118L262 119ZM20 121V120H19ZM28 121V120H27ZM25 121V122H27ZM44 120H42L43 122ZM66 121V120H65ZM73 121V119H72ZM83 121V119H82ZM94 121V120H92ZM13 123H16L14 121H12ZM21 122V121H20ZM19 122V124H20ZM23 122V123H25ZM39 122V121H38ZM69 122V121H68ZM80 122V121H79ZM109 122V120H108ZM130 122V120H129ZM132 122V121H131ZM136 122V121H135ZM134 122V123H135ZM249 122V121H248ZM255 122V121H254ZM257 122V121H256ZM1 123V122H0ZM40 123V122H39ZM47 123V122H46ZM54 123V121L52 122ZM71 122H69L70 124ZM73 123V122H72ZM71 123V124H72ZM97 123V122H95ZM100 123V122H99ZM98 123V124H99ZM29 124V123H28ZM27 124V126H28ZM44 124V122H43ZM49 124V123H48ZM59 125V123H57ZM79 124V123H78ZM84 124V123H83ZM88 124V123H87ZM102 124V123H101ZM108 124V123H107ZM110 124V122H109ZM131 124V123H130ZM16 125H18L16 123ZM30 125V124H29ZM39 125V124H38ZM47 125V124H46ZM52 125V124H51ZM56 125V124H55ZM55 125L53 127H55ZM73 125V124H72ZM82 126V124H80ZM85 125V124H84ZM95 125V124H94ZM97 125V124H96ZM264 125V124H262ZM21 126V125H20ZM26 125H23L22 126V129L24 128V131H25V128L27 129ZM61 126V125H59ZM99 126V125H98ZM2 127V126H1ZM9 127V126H8ZM16 127V126H15ZM65 127V126H63ZM71 127V125H70ZM93 127V126H92ZM117 127H119L117 125ZM132 127V126H130ZM11 128V127H10ZM78 128H81V127H78ZM85 128V127H84ZM87 128V126H86ZM113 128V127H112ZM136 128L135 126H133V128L131 129H134ZM169 128V127H168ZM30 129H33V128H30ZM43 129V128H42ZM51 129H54V128H51ZM122 127L118 130L119 132L121 131ZM163 129V128H162ZM167 129V128H166ZM171 129V128H170ZM169 129V130H170ZM29 130V128H28ZM40 130L39 129H36L35 132H33V137H36L38 138L40 135L39 132ZM44 130V129H43ZM72 130V129H71ZM80 130V129H79ZM88 130V129H87ZM86 130V131H87ZM96 130V129H95ZM127 130V129H126ZM8 131V130H6ZM22 131V130H21ZM21 131H19L21 133ZM34 131V130H33ZM55 131V130H52V132ZM58 131V130H57ZM90 131V130H89ZM111 131V130H110ZM165 131V130H164ZM173 131V130H172ZM176 131V132H177ZM4 132V131H3ZM76 132V131H75ZM95 132V131H94ZM100 132V131H99ZM31 133V132H29ZM47 133V132H46ZM56 133V131H55ZM62 133V132H61ZM60 133V134H61ZM68 133V132H67ZM70 133V132H69ZM89 133V132H87ZM116 133V132H115ZM158 134H162V130L159 131L157 129H151L149 131V135L148 136H154L155 134L157 135ZM232 133V132H231ZM24 134H27L26 132H24ZM32 134V133H31ZM42 134V133H41ZM44 134V132H43ZM53 134V133H52ZM78 134V132H77ZM86 134V133H85ZM98 134V133H97ZM103 134V132L101 133V135ZM112 133L110 132V135ZM128 134V133H127ZM175 134V133H174ZM187 134V133H186ZM234 134V133H233ZM55 136V134H53ZM66 134H64L65 136ZM71 135V134H70ZM69 135V136H70ZM99 135V134H98ZM109 135V134H108ZM179 135V134H178ZM235 135V134H234ZM261 135V134H260ZM20 136V135H18ZM23 137V135H21ZM21 136L19 138H21ZM43 136V135H42ZM41 136V137H42ZM59 136V135H58ZM63 136V134H62ZM137 136V135H135ZM144 136V135H143ZM230 136V135H229ZM263 136V135H262ZM26 137V136H25ZM41 137H39V139H42ZM44 137V136H43ZM66 137V136H65ZM72 137V136H71ZM89 137V136H88ZM92 137V136H90ZM102 137V136H100ZM107 137V136H106ZM114 137H115V134H114ZM120 138V136L118 135L117 138ZM138 137V136H137ZM146 137V135H145ZM167 137V136H166ZM165 137V138H166ZM172 137V135H171ZM179 137V136H178ZM2 138V137H1ZM18 138V137H17ZM30 138V137H29ZM29 138L27 137V140H29ZM49 139V137H47ZM54 139V137H52ZM79 138V137H78ZM108 138L107 137V141H108ZM123 138V136H122ZM141 139L143 138L142 136L140 137ZM174 138V137H173ZM23 139V138H22ZM34 139V138H33ZM46 139V138H45ZM89 139V138H88ZM92 139V138H91ZM96 139V138H95ZM106 139V138H105ZM133 139V138H132ZM152 139V138H151ZM178 139V138H176ZM188 139V137H187ZM190 139V138H189ZM240 139V138H239ZM44 140V139H43ZM47 140V139H46ZM85 140V139H83ZM101 140V139H100ZM120 140V139H119ZM168 140V139H167ZM241 142L242 139H240ZM36 141V140H35ZM50 140H48L49 142ZM65 140H62L60 137L56 138L55 141H53L56 145L52 146L51 147H47L45 145H43V147H47L46 149L43 150V153L45 156H43L44 158V163L41 161L40 163H38L39 167H40V171L41 172V175L38 174V173H35L32 171V169H26L25 171V174H24V178L26 181H29L31 182L33 185H34V191L33 193L38 197L39 196V199L40 198H44L45 199H50V198H53L57 195V190L56 187L54 185H52V183L47 179L46 176H43L45 175V173H50L52 175H56L58 174L60 171H65L66 173H68V182L71 187H73L74 189H76L78 192L80 193H76V190H75V193L70 196L69 198L67 197V195L63 192V190L61 191V195L62 197H65V200L67 203H69L70 205H72V207L75 209V210H79L80 213L83 214V216L85 217V219H88L91 217L92 219V208H91V205H89L88 203H90L89 201V197L88 196H92V198L100 203H103V204H106V206H108L109 208H124L123 209V213L122 215H124L125 219L129 221V223L133 224V225H137L138 227H141L143 225H145L146 223V215H141V213L137 214V208L135 205L137 204H134L133 201H130V198L127 197L125 194H120L118 196V199H113L111 198V193H110V190L112 188V179L109 178V176L106 175V177H103V178H98L96 176L93 175V172L91 170L88 169V167L91 165V163L97 161H93L92 162V159H93V156H89L87 150L85 149V147L81 148V150H77L78 152L82 153L80 156H75L74 158L72 157H69V155L73 152H69L66 147H65V144L64 142ZM76 141V140H74ZM114 141V140H113ZM136 141V140H135ZM145 141V140H144ZM186 141V140H185ZM188 141V140H187ZM235 142H237L236 140H234ZM244 141V142H245ZM261 141V139H260ZM264 141V140H263ZM94 142V141H93ZM103 142V141H102ZM105 142V141H104ZM103 142V143H104ZM111 142V141H110ZM132 142V141H131ZM134 142V141H133ZM178 142V141H177ZM184 142L183 140L181 141V143ZM189 142V141H188ZM228 142V141H227ZM233 142V141H232ZM239 142V143H241ZM243 142V143H244ZM255 142V141H254ZM262 142V141H261ZM52 143V142H51ZM84 143V142H83ZM96 143V142H95ZM119 143V142H117ZM122 143V142H121ZM141 143V142H140ZM180 143V142H178ZM191 143V142H190ZM195 143V142H194ZM37 144V143H36ZM91 144V143H89ZM102 144V143H101ZM100 144V145H101ZM108 144V143H107ZM193 144V143H192ZM191 144V145H192ZM236 144V143H235ZM260 144V143H258ZM87 145V144H86ZM112 147L111 144H108ZM118 145V144H117ZM141 145V144H140ZM145 145V144H144ZM167 145V144H166ZM183 145H185V142L183 143ZM217 145V146H218ZM231 147H234L232 144H230ZM230 145L226 144L224 146V148L222 149H216L215 151H212L211 148L209 151L210 153L207 155V157L204 159V160H201V162H197V163H194L192 164L191 161H188L189 163L191 162V165H193L192 167H195V166H199L200 170L199 171H205L206 168L207 170L209 171H212L214 172L216 175L213 177V179L217 182V184L215 182H213V184L217 185L221 190V193L219 192V197L217 198L218 194L215 196L214 198V202L216 203H213L212 201V205L208 206H204V207H199V213H198V216H195L194 218L193 217H189L186 219V224L182 227V229L180 230V232L178 231L180 228H179V225H178V232H175L172 236H173V239L172 241L170 242L174 252L176 251L177 253L180 254V252L183 253V259H181L180 262L181 264H200L201 262H203L202 258L203 256H205V253H209L211 251V248L212 246L210 245L211 243V237H214V236H217V237H223V236H226V235H231L233 233H235V231H240V233H242V231H247L248 233H254L253 231V227L254 226H257L259 227L260 229H263L264 228V157H251L250 155H244L245 156H240L238 155L237 153L240 152V150L238 149L237 152L235 150H233V148L230 147ZM36 146V145H35ZM41 146V145H40ZM40 146L37 145V148L40 150ZM72 146V145H71ZM103 146V145H102ZM150 146V145H149ZM164 146V145H163ZM163 146L161 147V149L163 148ZM199 146V145H198ZM223 146V145H222ZM221 146V147H222ZM243 146H245L243 144ZM74 147V146H73ZM81 147V146H79ZM90 147V146H89ZM136 146L133 147V149L135 148ZM158 147V146H157ZM165 147V146H164ZM180 147V146H178ZM197 147V146H196ZM220 147V148H221ZM257 147V146H256ZM255 147V149H256ZM23 148V147H22ZM102 148V147H100ZM107 148V147H106ZM132 148V147H131ZM152 148V147H151ZM237 148V147H235ZM242 148V147H241ZM248 148H251V147H248ZM43 149V148H41ZM76 149V148H75ZM150 149V148H149ZM166 149V148H165ZM180 149V148H179ZM183 149V148H182ZM191 149V148H190ZM193 149V148H192ZM215 149V147H214ZM245 149V148H243ZM89 150V149H88ZM101 150V149H99ZM126 150V149H125ZM138 150V149H137ZM147 150V149H146ZM258 150V149H257ZM91 151V150H90ZM114 151V149H113ZM155 151V150H154ZM181 151V150H180ZM195 151V150H193ZM204 151V150H203ZM206 151V150H205ZM252 151H255V150H252ZM42 152V151H41ZM76 152V150L74 151ZM93 152V150H92ZM115 152V151H114ZM138 152V151H137ZM149 152V151H147ZM158 153H161L159 151H157ZM156 152V153H157ZM187 152V151H186ZM192 151H189V153H191ZM197 152V151H196ZM246 152L247 149H246ZM259 152V151H257ZM261 152V151H260ZM126 153V152H125ZM140 153V152H139ZM171 152H169L170 154ZM177 153V152H176ZM205 154V152H203ZM208 153V151H207ZM249 153V152H248ZM262 153V152H261ZM78 155V153H75ZM105 154V153H104ZM118 154V153H117ZM117 154H116V157H117ZM154 154V153H153ZM163 154V153H161ZM195 154V153H194ZM240 154V153H239ZM264 154V152H263ZM262 154V155H263ZM1 155V154H0ZM35 155V154H34ZM73 155V154H72ZM112 155H114L112 153ZM124 155V154H123ZM122 155V157H123ZM167 154H165V157H166ZM181 155V153H180ZM188 155V154H187ZM103 156V155H102ZM119 156V154H118ZM144 156V155H143ZM182 156V155H181ZM115 157V156H114ZM125 157V156H124ZM136 157V156H135ZM164 157V156H163ZM172 157V156H170ZM170 157H167L168 159V163L169 164H173L174 163V158H170ZM191 157V156H190ZM195 157V156H194ZM204 157V155H203ZM201 157V158H203ZM137 158V157H136ZM157 158V157H156ZM193 158V157H192ZM197 158V157H196ZM99 159V158H98ZM125 159V158H124ZM163 159V158H162ZM200 159V158H199ZM123 160V158H122ZM127 160V159H126ZM131 160V159H130ZM155 160V159H154ZM161 160V159H160ZM176 160V159H175ZM193 160V159H192ZM196 160V159H195ZM119 161V159H118ZM125 161V160H124ZM159 161V160H158ZM166 161V160H164ZM184 162V161H183ZM187 162V164H188ZM5 163V162H4ZM127 163V162H126ZM138 163V162H137ZM158 163V162H157ZM177 163V162H176ZM186 163V162H185ZM178 164V163H177ZM176 164V165H177ZM181 164V163H180ZM185 165L183 163V167H182V171H186L188 169H185L184 166H188V165ZM204 164H207L206 166ZM119 165V164H118ZM128 165V164H127ZM175 165V166H176ZM123 166V165H122ZM134 166V165H133ZM140 166H142V169L145 170V171H157L159 169L157 168H154V169H151V163L149 162H143L142 161V165L140 164ZM156 166V165H155ZM159 166V165H158ZM162 166V165H161ZM160 166V167H161ZM197 166V167H198ZM93 167V166H92ZM91 167V168H92ZM135 167V166H134ZM162 167H165L166 166H162ZM179 167V166H178ZM181 168V166H180ZM136 169V168H135ZM174 169V168H173ZM193 169V168H192ZM205 169V170H204ZM43 170V171H42ZM167 170V168H166ZM169 170H167L168 172ZM179 171V170H178ZM196 171V170H195ZM107 172V171H106ZM187 172V171H186ZM194 172V171H193ZM198 172V171H197ZM211 172V173H212ZM171 173V172H170ZM181 173V172H180ZM184 173V172H183ZM189 173V171H188ZM204 173V172H203ZM202 173V174H203ZM133 174V173H132ZM156 174V173H155ZM193 174V173H192ZM200 174V172H199ZM62 175V173H61ZM151 175V173H150ZM167 175V174H166ZM146 176V175H145ZM155 176V175H154ZM174 176V175H171L169 176L170 178ZM181 176L182 173H181ZM190 176V175H189ZM202 176V175H201ZM211 176V175H210ZM50 177V176H48ZM66 177V176H65ZM159 177V176H158ZM169 177L167 179H169ZM175 177V176H174ZM185 177V176H184ZM199 177V176H197ZM51 178V177H50ZM144 178V177H143ZM142 178V179H143ZM147 178V177H146ZM145 178V179H146ZM180 178V177H179ZM54 179V177L52 178ZM137 179V178H136ZM160 179V178H159ZM174 179V178H173ZM176 179V178H175ZM181 179V178H180ZM202 179V178H201ZM204 179V178H203ZM65 180V179H64ZM138 180V179H137ZM150 180V179H149ZM179 180V179H178ZM210 180V179H209ZM172 181V180H171ZM177 181V180H176ZM180 181V180H179ZM183 181V180H182ZM186 181V180H185ZM191 181V179H190ZM195 181V180H194ZM204 181V180H202ZM213 181V180H212ZM54 182V181H53ZM56 182V181H55ZM66 182H61L59 181V184L60 185H65L63 183H66ZM127 182V179L123 180L122 182L120 181V183H123L125 185V183ZM166 182V181H165ZM196 182V181H195ZM205 182V181H204ZM66 183V184H67ZM118 183V182H117ZM133 183H135L133 181ZM200 184V182H198ZM197 183V184H198ZM207 183V182H206ZM15 184V183H14ZM115 184V183H114ZM131 184V183H130ZM164 184V183H163ZM168 184V183H167ZM172 184V183H170ZM177 184V183H176ZM187 183H185L186 185ZM212 184V183H211ZM119 185V183H118ZM135 184H133L134 186ZM175 185V184H174ZM182 185V184H181ZM180 185V186H181ZM190 185V184H189ZM203 185V184H202ZM200 185V188L201 186ZM208 185V184H207ZM210 185V184H209ZM192 186V185H191ZM196 186V185H195ZM204 186V185H203ZM214 186V185H213ZM66 187V186H65ZM140 187V186H139ZM138 187V188H139ZM185 187V186H184ZM197 187V186H196ZM16 188V187H15ZM60 188V187H59ZM69 188V187H68ZM67 188V189H68ZM191 188V187H190ZM195 188V187H194ZM123 189V188H122ZM171 189V188H170ZM169 189V190H170ZM182 189V188H181ZM189 189V188H187ZM205 189V188H204ZM214 189V188H212ZM217 189V188H216ZM138 190V189H137ZM141 190V189H140ZM147 189H145L146 191ZM161 190V189H160ZM167 190V188H166ZM184 190V189H183ZM193 190V189H192ZM191 190V191H192ZM136 191V190H135ZM180 191V190H179ZM182 191V190H181ZM195 191V190H194ZM202 191V190H201ZM210 191L211 188H210ZM208 191V192H210ZM131 192V191H130ZM133 192V191H132ZM144 192V191H143ZM174 192V191H173ZM207 192V191H206ZM59 193V192H58ZM165 193V192H164ZM214 193V191H213ZM217 193V192H216ZM215 193V194H216ZM133 194V193H132ZM195 194V193H194ZM34 195V196H35ZM71 195V194H70ZM207 195V193H206ZM209 195V194H208ZM80 196V197H78ZM132 196V195H131ZM162 196V195H161ZM187 196V195H186ZM204 196H205V193H204ZM29 197V196H28ZM75 197L79 198V199H76ZM136 197V196H135ZM134 197V198H135ZM146 197V196H145ZM156 197V196H155ZM160 197V196H159ZM184 197V196H183ZM188 197V207H191L193 205H191L192 203H195L196 201L192 198V195L189 194ZM201 197V196H200ZM203 197V196H202ZM207 197V196H205ZM71 198V199H70ZM158 198V197H156ZM27 199V198H26ZM22 200V204H21V207L23 208V210H25L26 212L30 211L31 210H35L33 204L34 200L32 197H29L27 200ZM166 199V198H165ZM199 199V198H198ZM43 200V199H42ZM43 200V201H44ZM200 200V199H199ZM202 200V199H201ZM205 200V199H203ZM208 200V199H207ZM210 200V199H209ZM213 200V199H212ZM33 201V202H32ZM49 201V200H48ZM154 201V200H153ZM173 201V200H172ZM46 202V201H45ZM148 202V201H147ZM155 202V201H154ZM201 202V201H200ZM33 203V204H32ZM207 203V202H206ZM152 204V203H151ZM62 205V204H61ZM64 205V204H63ZM66 205V204H65ZM198 205V204H196ZM54 206V205H53ZM171 206V205H170ZM169 206V207H170ZM172 207V206H171ZM41 208V207H39ZM61 208V207H60ZM67 208V207H66ZM152 209V208H151ZM191 209V208H190ZM37 210L36 209V213H37ZM40 210V209H39ZM38 210V211H39ZM63 211V210H61ZM140 211V210H139ZM143 211V210H142ZM193 211V210H192ZM195 211V210H194ZM42 212V211H41ZM114 212V211H113ZM44 213V212H43ZM27 214V213H26ZM47 214V213H46ZM57 214V213H56ZM64 214V212H63ZM50 215V214H49ZM121 215V216H122ZM190 215V214H189ZM47 216V215H46ZM171 216V215H170ZM95 217V216H94ZM123 217V218H124ZM173 217V215H172ZM201 217V219H200ZM205 217V219L203 218ZM63 218V217H62ZM71 218V217H70ZM97 218V217H96ZM96 218H93V219H96ZM169 218V217H168ZM175 218V217H174ZM203 218V219H202ZM58 219V218H57ZM64 220V219H63ZM62 220V221H63ZM171 220V219H170ZM61 221V220H60ZM71 221V220H70ZM73 221V220H72ZM120 221V220H119ZM123 221V220H122ZM118 222L114 220V222H111L108 221V219L104 220V219H101V220H95V221H91V223L89 222V219L88 221L85 222L84 220V223L85 225H91V227H93V234H108L109 233V229L111 227V225H113L114 223ZM171 222V221H170ZM8 223V222H7ZM62 223V222H61ZM70 224V223H69ZM73 224V223H72ZM171 224V223H170ZM4 225V224H3ZM71 225V224H70ZM172 225H174L172 223ZM171 225V226H172ZM2 226V225H1ZM66 226V225H65ZM165 226V225H164ZM69 227V226H68ZM82 227V226H81ZM176 226H174L175 228ZM13 227H10L9 229L6 227V226H2L0 228V261H7L8 262V259L12 256V253L11 251L8 252L7 250L4 251V243H2V240L4 241L5 240V237L8 232V230L10 231H15L16 227L14 226V228L12 229ZM62 228V227H61ZM73 228V227H72ZM24 229V228H23ZM27 230V228H25ZM30 229V228H28ZM40 229V228H39ZM49 229V228H48ZM81 229V228H80ZM169 229V228H167ZM68 230V228H67ZM174 230V229H173ZM242 230V231H241ZM75 231V230H74ZM77 231V230H76ZM159 231V230H158ZM30 232V231H29ZM28 232V233H29ZM171 232V231H170ZM65 233V232H64ZM117 233H121L122 234V237H127L128 238V242L125 241V239H120L117 240L115 237L117 235ZM172 233V232H171ZM259 233H263L262 231L259 232ZM68 234V233H67ZM70 234V233H69ZM246 234V233H245ZM71 235V234H70ZM91 235V234H90ZM102 235V236H104ZM127 235V236H126ZM141 235H143L141 233ZM140 234L137 235V236H134L132 235L131 231L129 230H126L125 228H121L119 229V231H115L113 232L111 235H110V242H108V246L110 248H112L114 251H115V254L116 252H118V255H120V257L122 256H125L126 255H129V260L127 262H125L124 260L126 259V257H123L122 258V261L120 262V264H131L132 263V260L134 258V254L136 252V250L142 245L143 243V237L141 236ZM254 235V234H253ZM257 235H258V232H257ZM256 233H255V236H257ZM96 236V235H95ZM101 236V237H102ZM237 236V235H236ZM235 236V237H236ZM66 237H69L68 235ZM240 237V236H239ZM258 237V236H257ZM261 236H259L260 238ZM228 238V237H227ZM81 239V238H80ZM229 239V238H228ZM261 239H263V235L261 237ZM96 240L97 242H101V241H98L100 240L98 236H96ZM227 240V239H226ZM238 240V239H237ZM264 240V239H263ZM7 238H6V243H7ZM76 241V240H75ZM168 241V240H167ZM165 241V242H167ZM225 241V240H224ZM239 241L240 238H239ZM93 242V241H91ZM169 242V241H168ZM226 242V241H225ZM9 243V242H8ZM14 244V243H13ZM80 244V243H79ZM107 244V243H106ZM163 244V243H162ZM166 244V243H165ZM164 244V245H165ZM229 244V243H228ZM87 245V244H85ZM91 243L89 244V247H90ZM167 245V244H166ZM8 246L5 247L6 249H8ZM237 246V241H234L232 243L229 244V248H234L233 252L228 250V252H232L234 253L235 252V248ZM11 248H15V247H12V244L10 245ZM87 247V246H86ZM88 247V248H89ZM227 247V246H226ZM223 248V247H222ZM14 250V249H13ZM151 250H154V249H151ZM222 250V249H221ZM238 250V249H237ZM15 251V250H14ZM157 251V250H156ZM149 252V251H148ZM148 252H145L148 256H150V253ZM153 252V251H151ZM226 252V251H225ZM260 252V251H259ZM140 254V253H139ZM138 254V255H139ZM154 254V252H153ZM163 254V253H162ZM220 254V253H219ZM217 253V255H219ZM235 255V253H234ZM237 255V254H236ZM261 255L263 256L264 253L262 252ZM16 256V255H15ZM180 256V255H179ZM14 257V256H13ZM12 257V258H13ZM216 257V255H215ZM232 257V256H231ZM158 258V257H157ZM217 258V257H216ZM251 258V257H250ZM205 259V257H204ZM207 259V258H206ZM213 259V258H212ZM215 259V258H214ZM219 259H220V264H223L225 262V259H226V255L224 253L221 252V255H219ZM202 260V261H201ZM254 260V259H253ZM21 261V259L19 260ZM30 261V260H29ZM256 261V260H254ZM4 262V263H5ZM13 262V261H12ZM15 262V261H14ZM27 262V260H26ZM211 262V261H210ZM219 261L217 260L216 263H218ZM1 263V262H0ZM22 263V262H21ZM206 263V262H205ZM209 263V260L208 262ZM212 263V262H211ZM209 263V264H211ZM226 263V262H225ZM224 263V264H225ZM257 263V262H255ZM23 264H30V263H23ZM31 264H34V263H31ZM230 264H233L230 262ZM238 264V263H237ZM251 264V263H250ZM259 264V262H258Z\"/></svg>",
	"mask_w": 264,
	"mask_h": 264
},
{
	"label": "clouds",
	"instance_id": "3",
	"mask_svg": "<svg viewBox=\"0 0 264 264\" xmlns=\"http://www.w3.org/2000/svg\"><path fill=\"white\" fill-rule=\"evenodd\" d=\"M96 5L104 7L106 0H96ZM85 19L84 0H33L32 7L23 11L8 6L7 0H0V32L11 30L18 37L39 29L59 32ZM167 20L168 14L159 10L157 0H127L125 8L113 10L98 29L85 36L82 47L91 54L89 59L114 49L122 57L131 49L129 40L137 23L143 22L137 39L144 44L156 38L155 25H164ZM14 50L34 55L39 46L17 39ZM72 69L71 63L62 61L41 75L40 83L57 92L69 83Z\"/></svg>",
	"mask_w": 264,
	"mask_h": 264
},
{
	"label": "crops",
	"instance_id": "4",
	"mask_svg": "<svg viewBox=\"0 0 264 264\" xmlns=\"http://www.w3.org/2000/svg\"><path fill=\"white\" fill-rule=\"evenodd\" d=\"M145 247H143V245H141L135 252L134 254V258L132 260V263L135 262V264H148L150 262V257H148V255L145 253L146 251L144 250ZM140 253V254H139ZM139 254V255H138ZM120 259V257H119ZM57 261H60L59 264H67V261L65 260V262L63 263L61 259H58ZM71 263H73L72 261H70ZM56 263V262H55ZM131 263V264H132Z\"/></svg>",
	"mask_w": 264,
	"mask_h": 264
},
{
	"label": "built area",
	"instance_id": "5",
	"mask_svg": "<svg viewBox=\"0 0 264 264\" xmlns=\"http://www.w3.org/2000/svg\"><path fill=\"white\" fill-rule=\"evenodd\" d=\"M117 240H119V238L120 239H125V241L126 242H128V238L127 237H122V234L121 233H117V235H116V237H115ZM240 256H235V257H232L231 258V263H233V264H237V263H239V261H240ZM129 260V257H126V259L124 260L125 262H127Z\"/></svg>",
	"mask_w": 264,
	"mask_h": 264
}]
</instances>
